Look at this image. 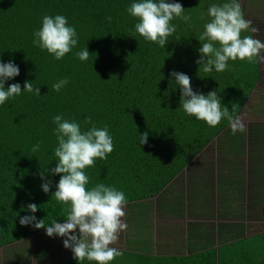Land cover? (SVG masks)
<instances>
[{
  "label": "trees",
  "instance_id": "1",
  "mask_svg": "<svg viewBox=\"0 0 264 264\" xmlns=\"http://www.w3.org/2000/svg\"><path fill=\"white\" fill-rule=\"evenodd\" d=\"M133 2L0 0V62L13 61L20 68V74L8 79L5 88L20 83L22 89L21 95L0 105V248L7 249L4 264L19 262V252L31 256L25 264L48 259L52 264H96L74 259V253L64 249L66 237H50L46 227L37 229L19 222L25 215L45 219L46 226L54 220L63 222L66 219V206L53 196L62 174L45 173L46 179L52 181L48 193L43 191L45 181L40 177L41 171L57 164L55 115L75 120L82 130L92 126L87 123L89 117L99 128L108 126L114 150L107 159L96 158L95 165L85 169L90 178L88 187L104 183L123 191L132 216L137 213L135 220L138 221V214L142 212L140 226L147 223L143 229L141 227L143 231L153 229L151 226L158 219V211H178L183 198L190 195V187L183 185L186 173L200 168L202 171L198 173L204 172L210 177H200L198 185H205L211 178L213 182L209 185L221 182L228 191L240 193L241 210L223 203L220 211L214 212L219 218L214 215L213 218L220 220L221 229L229 230V236H222V241L234 242L251 231L243 222L228 220L235 213L238 218H262L264 166L259 163L264 161V141L260 142L259 138L264 137V130H259V137L252 135V141L245 147L244 141L248 138L241 131L235 135L230 132L227 119L211 127L187 115L180 108L181 89L171 76L173 70L189 75L192 88L198 93L216 90L229 110L233 106L230 102L237 104L239 115L261 76L258 57L253 63L229 60L224 72L205 73L196 63L201 55L198 49L202 46L198 37L204 31L205 22L210 20L207 9L211 4H222L226 0H167L181 3L184 14L191 19L185 22L174 18L170 22L176 25V32L168 38L165 47L146 40L135 31L138 19L127 12ZM238 2L247 19L246 0ZM45 15H63L69 26L76 28L78 44L60 60L33 44V34L42 27ZM247 35L254 37L250 30L242 31V38ZM84 48L90 52L87 61L75 55ZM63 78H68L69 83L59 92L55 91L52 85ZM25 81H32L34 87H39L40 95L23 91ZM146 131L148 143L141 145L140 134ZM230 133L233 135L229 136ZM219 135L223 146L228 141V146H232L236 157L233 163L223 159L213 164L212 155L205 156L203 160L208 162L202 163L204 151ZM38 142L40 150L33 153L32 148ZM152 202L160 206L157 212ZM29 203L38 205L35 213L27 209ZM181 214L178 212L175 218L164 223L161 220L164 226L157 239L164 243L163 250L167 254H154L149 242L146 249L139 251L125 238L124 249L119 248L124 264H214L210 254L215 248L204 245L198 253L197 248H182L186 243L185 223L190 232L195 229L199 234V225L206 227L215 220L208 218V221L206 216L196 217L190 212H183V217ZM190 224H194L193 227ZM31 237L34 238L32 243L27 241ZM172 251L174 255L168 253ZM13 254L18 257L13 259Z\"/></svg>",
  "mask_w": 264,
  "mask_h": 264
},
{
  "label": "clouds",
  "instance_id": "2",
  "mask_svg": "<svg viewBox=\"0 0 264 264\" xmlns=\"http://www.w3.org/2000/svg\"><path fill=\"white\" fill-rule=\"evenodd\" d=\"M184 7L179 2L167 0H134L127 12L138 19L135 31L146 40L165 47L168 38L176 32V25L170 23L174 18L190 22V16L184 14ZM210 17L204 24V31L199 35L201 47L198 49L200 58L196 63L199 70L210 73L224 72L229 67V60L237 59L249 63L256 61L264 50V42L252 35L241 37L242 31L257 32L251 27L252 21L245 18L238 0L211 4L207 9ZM112 17H108L111 21ZM33 44L54 54L56 60L62 59L78 44V35L74 26H69L63 15L48 16L42 19V27L34 32ZM219 45V46H217ZM75 55L81 61H87L90 56L88 48L81 49ZM20 68L13 61L0 62V105L9 98L21 95L20 83H13L5 88V82L18 76ZM171 76L181 89V107L183 111L195 118L205 121L209 126H217L222 119H227L232 133L245 131L246 126L237 115V104L229 110L223 105L222 98L216 90L207 94L193 90L191 78L183 72L172 71ZM69 83L68 78L60 79L52 85L59 92ZM23 91L40 95V88L34 87L32 81H25ZM223 105V107H222ZM55 134L58 141L54 149L57 158L55 167L45 168L40 177L45 182L42 189L45 193L51 190L52 181L45 177L46 172L62 174L56 185L54 198L66 206V219L63 222L52 221L45 224V219H37L35 215L20 217L21 225H32L40 229L46 227L48 236L66 237L64 247L71 249L73 258L79 262L95 261L96 264H109L123 252L116 247H110L118 240L119 233L126 230L128 225L122 220L125 216L124 206L127 204L126 195L114 186L97 183L89 185V176L85 169L95 165V159H107L114 150L113 138L108 126L97 127L89 117L87 123L92 126L82 130L75 120H67L62 115H55ZM149 133L140 134L139 143H148ZM38 142L32 152L40 150ZM52 196V197H53ZM27 209L31 213L38 210V205L29 203ZM78 229V232H77Z\"/></svg>",
  "mask_w": 264,
  "mask_h": 264
},
{
  "label": "rangeland",
  "instance_id": "3",
  "mask_svg": "<svg viewBox=\"0 0 264 264\" xmlns=\"http://www.w3.org/2000/svg\"><path fill=\"white\" fill-rule=\"evenodd\" d=\"M258 1H260V0H246V3L244 4V9L247 11V15H248L247 19L248 20L254 19L253 22L257 23V27L260 29V35L263 37L260 40L262 42H264V21H262L263 19L260 16L261 12H264V5H252L253 3L258 2ZM263 17H264V15H263ZM260 55L264 56V50H261ZM262 69H263V74H264V64H263ZM248 86H249V81H248V85H247V87H245V89H247ZM230 103H232L234 105L233 102H230ZM239 117H240L241 122H243L246 126V130L243 131L242 133L244 135H246V137L248 139H247V141H244V144L249 143V141L250 142L252 141V138H251L252 135L259 137V135L261 133V131H259V130H264V76H263V80H261L257 84V86L254 88V90L252 91L251 95L249 96V98L245 104V107L240 112ZM229 131L232 132L231 128L229 129ZM257 131H259V132L257 133ZM231 135H233V134L230 133L229 136H231ZM259 141L263 143L264 137L259 138ZM220 145L223 146L222 145V138L219 135L218 137L215 138V141L212 144H210V146L207 147V150L204 151V154L202 155V158L200 160L202 161L205 156L212 155L214 157V159L216 161H218V156L222 157V156H226V154H227V156L224 157V159H230L231 163H233V161L236 157L235 156L230 157L229 153H230V151H231V153L233 152V148H232V146L231 147L228 146V145H230L229 141L227 142V144H225L221 148V150H218V148H220ZM246 146L248 147L247 144L245 145V147ZM236 148L238 150V147H236ZM253 150L256 151V149H253ZM244 154H249V153L245 152ZM205 161H207V159L203 160L202 163H204ZM259 165L264 166V161L262 163H259ZM253 168L254 167L249 168V169H253ZM229 194L230 195H229L228 199L234 200L237 210H241L243 208V205L241 202L240 193L239 194L238 193H229ZM224 195H225V193H224ZM219 196L221 198V195H219ZM152 203H154V202H152ZM228 207H230V206H228ZM260 208H261V215H262V218H260V219H248L249 217L238 218L237 217L238 213H235V215L233 217L228 219V220H231L233 222H236V220H237L238 222H243V223L247 224V226L251 229V231L248 233H255V234L247 235L244 238H240L238 240H235L234 243L222 244L221 245V254H220L221 264H261L264 262V208L263 207H260ZM156 209H160V208L156 207ZM124 211H125V216L122 217V220L127 223L128 227L126 230H122L119 233L118 240L115 242V244L110 245V247H116L118 249L119 248L124 249L123 248L124 247L123 240H125V238H126L132 243V245H136L138 247L139 251L146 249L145 246H149V244H150V246L153 248L154 253L160 254V253L164 252L163 248L165 245H164V243L158 241L157 236L159 235L162 227L164 226L163 223L165 221H168V220H166L168 218V215L166 213L158 211V213H157L158 219H155V221L153 222V224L151 226L153 229L149 230L147 228L143 231V230H141V227L143 229L147 225V223H143L140 226L139 221H140V219H143V218H139V217L143 216V215H141L142 212L138 214L139 217H138V221H137V220H135V217H134V215L136 216L137 213L134 212L135 214H133V216H132L130 209L126 205L124 206ZM137 212H139V210ZM205 216H206V214H205ZM151 218H152V216H151ZM252 218H253V216H252ZM161 220L163 221V223L161 222ZM154 225L156 226V228ZM77 232H78V229H77ZM169 233L171 235H174L173 232L169 231ZM32 240L34 241L33 237L27 239V241L30 243H32L31 242ZM212 240H210V241H212ZM148 242H149V244H148ZM196 245L200 246L201 243H197ZM5 251H7V249L2 250V248H0L1 258H5V256H7L5 254ZM19 253H20L19 257L21 258V260L19 262L16 261L15 264H25V263L29 262V260L31 258L30 255L24 256L26 254V252H19ZM140 253H149V252H140ZM14 254H16V253H14ZM14 256L15 257L13 259L18 257L16 255H14ZM24 258L27 260L26 262H24L22 260ZM123 260H124L123 257L119 256L115 260L111 261V263H113V264H124ZM85 261H86V263L92 262V261H87V260H85ZM1 263L4 264V261H1Z\"/></svg>",
  "mask_w": 264,
  "mask_h": 264
},
{
  "label": "crops",
  "instance_id": "4",
  "mask_svg": "<svg viewBox=\"0 0 264 264\" xmlns=\"http://www.w3.org/2000/svg\"><path fill=\"white\" fill-rule=\"evenodd\" d=\"M252 5H264V0H260V2H257V4H252ZM263 15H264V12H261L260 16L263 19L262 21H264ZM250 20L252 21L251 27H255L258 29V31L254 33V38L262 39L263 37L260 35V29L257 27V23L253 22L254 19L253 20L250 19ZM258 64H259V67L261 69V76H260L259 81H258V83H259L261 80H263V76H264L263 69H262L263 64H264V60H260L258 57ZM254 88H253V90H254ZM242 110H243V108L241 109V111ZM229 154H230V157L234 156L233 152L231 153V151ZM226 156H227V154H226ZM226 156H222V157L218 156V159H219L218 161L223 160L224 157H226ZM218 161L213 159V164H216ZM198 171H202V169L200 168L196 171L186 173L185 178L183 180V185H188L190 187V195H188L186 198H183L184 201L182 202V204H180V208L178 209L177 212H166V214L168 215V218L166 220H169L171 218H175L174 216L178 212H180V214L182 213L180 215L182 217L184 216L183 212L186 214L190 212V213H194L196 215V217L201 216L202 218H206L205 217V214H206L207 218L205 220L210 221L208 218H213V215L218 217V214H215L214 212H216V211L218 212V210L220 211L221 207H223V203L226 204L227 206H230V207H233V206L236 207L235 201L228 199L229 198L228 193H238V192H235V190L228 191L226 189L227 187H223L224 183H221V182H216L212 185H209L211 182H213L211 180V178L209 179V181L205 182V185L204 184L198 185L199 184L198 182L201 181V179H202L200 177H206V174L204 172L198 173ZM209 177L210 176H208L206 178H209ZM227 180H228V178H227ZM178 184L179 183H177L176 186ZM180 184H182V183H180ZM207 185H209V186H207ZM224 193H225V200H224ZM219 195H221V198ZM222 198H223V201H222ZM155 205L156 204L154 203V210H155V212H157L158 209H156V207L159 208L160 206L159 205L155 206ZM181 208H182L183 212H181ZM214 220H215L214 223L211 222L212 225H207L206 227L199 225V227H198L199 234L195 233L196 232L195 229H194V232H190L188 229L187 223H185L183 225V228L185 229L186 243H185V247L182 249L187 250L188 247L191 249L197 248L198 250H200V251H198L195 249L196 253H198V252H201L200 248H201V246L204 247V245H206L207 248H215V251L213 253H211L210 256H211V258H213L215 260V261H213L214 264H221V259H220L221 245L223 244V242L228 243V242H233V241H231V240L230 241H228V240L222 241V236L224 238L226 235L229 236V230H228V228H224L222 230L220 227V220L217 218H215ZM190 225L193 227L194 224H190ZM213 225H214V228H213ZM244 225L246 226L247 224L244 223ZM237 227L238 226H236L234 231L237 229ZM233 228H234V226L231 229H233ZM251 234H255V233H246L244 235V237H246L247 235H251ZM193 236H195V237H193ZM187 238L189 239L188 241H187ZM210 240H212V241H210ZM197 243H201V245L197 246L196 245ZM64 249H67L68 251L71 250L69 248H64ZM163 251L164 252H162L160 254H164V255L167 254L165 249ZM69 252L73 253L72 251H69ZM168 253L170 255H174V251L168 252ZM154 254L158 255L157 253H154ZM62 257H64L63 254H62ZM0 261H3V258H1V256H0ZM5 261H7L6 258H4V263H5ZM42 261L43 260H41L39 262L36 261V264H52L49 259L47 261H43V263H42Z\"/></svg>",
  "mask_w": 264,
  "mask_h": 264
}]
</instances>
